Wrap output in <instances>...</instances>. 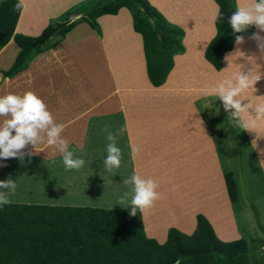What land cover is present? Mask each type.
Wrapping results in <instances>:
<instances>
[{
  "label": "crops",
  "instance_id": "1",
  "mask_svg": "<svg viewBox=\"0 0 264 264\" xmlns=\"http://www.w3.org/2000/svg\"><path fill=\"white\" fill-rule=\"evenodd\" d=\"M89 1L24 0V7L19 11L14 32L36 36L47 23L57 20L66 10L87 4ZM147 1L169 23L182 30L183 51L172 56V67L164 82L159 86L149 83L141 36L133 31L130 13L125 7L118 8L115 14L105 13L96 17L99 34L86 22L76 23L65 32L57 44L33 56L40 57L38 64L41 62L39 70H36L38 75L32 76L34 81L25 80L23 86L15 88H12L10 83V79L26 69H30V73L34 72L32 67L35 61H32L36 58L30 60L26 68L13 76L4 77L0 96L9 93L22 95L21 91L28 87L38 90L35 84L43 80V77L49 78L51 82L47 86L42 84V91H49L54 85L60 86L59 89L68 96L71 95L70 91L76 89L83 91L82 93L87 92L86 95L90 93L92 104L77 105L75 100L65 104L59 97L60 104L53 108L54 111L60 110L63 113L58 116L55 112L53 117L56 123L64 125L61 135L68 142V150L74 153V157L83 158L85 164L79 170H66L62 154L52 146L39 144L36 151L29 144L22 151H31L33 155L29 157L26 154L23 161L18 158H0V177L3 169L5 173L16 175L18 169L32 167L35 184L46 183L43 192L42 189L35 188L36 197L41 196L47 200V205L103 208L101 197L105 191L109 192L108 197L117 195L119 198L123 197L124 191H131L132 186L125 185L121 180L123 169L129 167L126 179L135 172L144 178L151 177L159 184L157 191L161 198L154 201L153 206L145 209L143 213L137 210L143 234L147 238L162 243L170 227L190 234L194 229L197 213L206 218L216 237L222 241L243 238L242 234L249 237L251 219L257 218L258 215L254 213L252 218L251 213L245 214V206L236 210L230 203L219 154H215V149L208 148L212 130L200 116L195 102L215 97H205L204 92L219 81L217 75L223 68L225 56L232 54L237 48L246 55L258 56L256 42L249 38L250 35L244 37V43L241 45H236L234 40L231 49L223 53L222 66L216 71L203 58V50L215 34L214 17L218 6L214 0ZM234 1L236 5L238 2ZM256 31L258 29L254 26L253 32ZM18 49L12 38L0 48V76L1 71L6 70L12 63ZM236 62L245 63L243 58ZM118 63H124V71L117 68ZM257 63L262 65L260 70L264 72V59H258ZM238 67L239 65L233 64L229 73ZM116 75L120 81L125 77L131 79V82L123 87L124 90L127 89L125 94H118V85L113 87L112 81H101L104 80L102 76L112 79ZM80 84L81 88L78 87ZM4 87L7 88L3 89ZM255 87L257 91H249L248 95L253 100L264 99V77ZM107 95L108 101L104 102ZM106 102L112 106L105 108ZM118 102L120 104H117ZM117 112L121 113L122 127H126L124 134L127 154L121 155L119 168L108 172L103 166V159L107 154H93L94 149L84 147L86 139H100L103 135V122L95 121L90 126L89 119ZM76 116L80 117L74 118ZM259 130L264 132V121L259 122ZM242 131L253 147L252 140L255 139L256 133ZM100 148L99 146L98 152ZM256 148L258 170L264 186V156L260 152L264 149V138L257 141ZM84 149L90 154H83ZM27 159L29 162L25 163ZM43 171L45 173H42ZM112 174L116 175L111 176ZM235 189L238 198L240 194L236 184ZM259 202L264 207V202ZM117 206L130 209L125 208L129 206L127 202L123 205L118 203ZM237 216L242 219V226L246 231L240 229ZM257 222L259 223L258 220ZM260 228L264 231V227Z\"/></svg>",
  "mask_w": 264,
  "mask_h": 264
},
{
  "label": "trees",
  "instance_id": "2",
  "mask_svg": "<svg viewBox=\"0 0 264 264\" xmlns=\"http://www.w3.org/2000/svg\"><path fill=\"white\" fill-rule=\"evenodd\" d=\"M18 2L0 0V48L10 38L19 48L10 66L1 71L3 78L24 69L32 56L55 45L78 22H86L99 34L96 17L115 14L120 7L128 10L132 29L141 36L146 75L152 86L164 82L172 67V56L183 51L181 28L169 23L147 0H90L66 10L36 36L14 32L20 11L14 6ZM214 2L220 19L215 15V34L205 46L203 58L218 71L222 55L231 49L235 35L249 36L254 26L247 32L234 34L228 19L235 11V1ZM54 35L59 37L52 40ZM38 82L35 84L38 90L30 91L44 101L53 115V108L60 104L59 98L49 94L48 89L42 91V84L50 85L51 80L43 77ZM100 120L104 125L103 135L100 139H86L84 148L94 149L93 154H107L110 143L104 131L107 127L116 135L121 153L127 154L125 134L118 133V127L122 128L121 113L91 117L88 123L91 126ZM223 180L233 204L237 195L229 171L223 172ZM130 211L12 202L0 206V264H248L245 240L218 239L200 213L195 214V226L190 234L170 227L164 242L157 243L143 234L139 212L131 216Z\"/></svg>",
  "mask_w": 264,
  "mask_h": 264
},
{
  "label": "clouds",
  "instance_id": "3",
  "mask_svg": "<svg viewBox=\"0 0 264 264\" xmlns=\"http://www.w3.org/2000/svg\"><path fill=\"white\" fill-rule=\"evenodd\" d=\"M24 0L14 6L15 10H22ZM216 18L220 19V13L217 11ZM233 33L247 32L250 26H255L258 31L252 32L250 39L256 42L259 55H246L239 48L230 55L225 56L230 69L233 64L239 65L235 71L220 79L214 87L204 92V96H215L222 104L225 111L229 113L228 120L235 127L244 131L256 133L255 139L252 140L255 148L257 141L264 138V132L259 130V122L264 121V99L253 100L249 91L256 92V84L264 77V72L260 69L261 64L257 63L258 59H264V0H251L248 5L237 3L235 11L232 12L228 19ZM244 43L243 35H235V44ZM243 58L245 63L236 61ZM251 65V67H247ZM211 101H208L207 107H212ZM217 111H219L217 109ZM0 158H18L23 161L27 154L29 157L33 152H23L27 145H31L37 151V145L47 144L62 154L63 165L66 170H79L85 164L83 158L74 157V153L68 150V142L61 135L64 129L63 124L54 121V117L48 110L44 101L34 92L27 91L23 95L6 94L0 96ZM107 132L106 139L110 142L107 144V155L103 159V166L108 172L120 167L121 149L116 145V135L104 128ZM126 127L118 130L123 134ZM138 152L139 150L136 149ZM264 156V149L260 150ZM264 160V159H262ZM6 166V165H3ZM125 185H131V191L124 193L119 205L126 202L131 209L129 215L135 216L137 210L143 213L145 209L153 206L154 201L161 198L157 191L159 184L151 177L144 178L137 173H133L128 179H124ZM16 182L9 177L6 180H0V206L10 204L7 190L15 191ZM130 201L128 200V197Z\"/></svg>",
  "mask_w": 264,
  "mask_h": 264
},
{
  "label": "rangeland",
  "instance_id": "4",
  "mask_svg": "<svg viewBox=\"0 0 264 264\" xmlns=\"http://www.w3.org/2000/svg\"><path fill=\"white\" fill-rule=\"evenodd\" d=\"M237 2L240 3L241 5H248L251 3V0H237ZM58 37H59L58 35H54L52 37V40H55ZM34 58L32 56L29 59V61L26 63V67H27L30 60L34 59L32 61V62L35 61L32 67L34 72L30 73V69L29 70L26 69L22 71L20 74L16 75L14 78L10 79V83L13 86L12 88L23 86L26 81L31 82L32 79L34 80L32 76L38 75V73L36 74V70H39V66H41V62H39L38 64V61H40L39 59L40 57L39 58L34 57ZM131 63H133V61ZM122 64L124 63H118L117 68L123 69ZM227 67H228V63L225 60L223 68L217 75L219 80L222 79L224 76L228 75L229 69L227 70L225 69ZM124 70L125 69H123V71ZM102 77L104 78V80L103 79L101 80L102 82L108 83L112 81L113 87L115 88L116 85H118V88H116L117 89L116 92L118 94H120L119 92L121 93L123 92L125 94L127 92V89L124 90L123 87H125L128 83L131 82V79H126V77L123 81H120V78L119 76L117 77V75L116 77L113 76L112 79H110L109 77L107 78H105L104 76ZM4 80L5 78L0 76V86L3 84ZM78 87L81 88L82 87L81 84L78 85ZM6 88L7 87H4L3 89ZM59 88L60 86L55 87L53 85L52 87H50L49 94H53L57 98L61 97L60 101L62 103L69 104L72 103L71 100H75L77 105L85 104L84 106H86L92 104V96L90 93L86 95L87 92L82 93L83 91L80 92L79 89H76L70 91L71 95L68 96L64 94ZM25 89L26 90L21 91L22 95L25 92L32 90L29 87ZM107 97L108 95L104 97V102L108 101ZM125 97H127V95H125ZM208 101H211L213 105L210 108H206ZM117 104L120 103L118 102ZM195 104L199 109L198 112L200 116L206 123H208L209 128L212 130V137H211V141L209 142L208 148L211 150L215 149V154H219V161L222 164L221 167L222 173L225 171H229L237 186V189L239 190L240 196L236 198V202L233 203L235 209L238 210L239 207L243 209V207L245 206L244 210L246 209L245 210L246 215L251 213L252 218L254 213L258 215L257 218L255 219L253 218V220L251 219L252 222L249 225L251 233L250 235L248 234L249 237L247 236V234H242V237L244 238V240H246L245 244H246V253L248 257V264H264V231H261L260 228V226L264 227V207H262V203L259 202V201L264 202V194H263L264 186L258 170V150L257 148H255L254 144H253L254 146L252 147L248 139L247 140L245 139L246 135L242 130L238 129L231 122H229L228 120L229 113L224 110L223 104L218 98L213 97V99L211 100L199 99L197 102H195ZM111 106L112 105L106 102L105 108L107 107L110 108ZM217 109L219 111H217ZM55 112H57L58 116L60 114H63L62 111L60 110H55ZM85 112L86 111L83 112V118H85V114H86ZM78 117L80 116H76L74 118H78ZM3 119H4L3 117H0V122H2ZM105 136L106 135L104 134V138ZM204 145H206V143H204ZM204 149L206 148L204 147ZM82 153L90 154V152H86V149H84ZM122 154H126V152H123ZM28 162L29 159L25 161V163ZM31 169L32 167L30 168L28 166L25 169L24 168L18 169V173L16 175H12L11 173H7V172L5 173V169H3V174L1 175L0 180H6L9 177H11L17 184V187L14 192L11 190H7L8 199L12 203L36 204V205H44L48 203V201L42 199L41 196L39 198L36 197L35 188L42 189L43 192V190L45 191L46 189L45 186L46 183L35 184V175L34 172L31 173ZM129 171H130L129 167H125L123 169L121 173V178H122L121 180L127 178L126 174ZM42 173L45 172L43 171ZM116 174H112L111 176ZM44 176L46 177V174ZM18 179L22 181H17ZM124 193L126 192L124 191ZM108 194L109 192L105 191L104 195H102L101 197V199L103 200L102 202L103 208L121 209V206H117L121 198H119L117 195L115 197L114 196L108 197ZM130 198L131 197L129 196L128 200H130ZM236 220L237 223H239L240 229L245 230L244 227L242 226V219L240 220V217L237 216ZM257 220L259 221L260 224L257 222Z\"/></svg>",
  "mask_w": 264,
  "mask_h": 264
}]
</instances>
